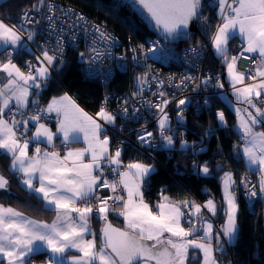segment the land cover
<instances>
[{
  "label": "snow or ice",
  "instance_id": "6c2138e0",
  "mask_svg": "<svg viewBox=\"0 0 264 264\" xmlns=\"http://www.w3.org/2000/svg\"><path fill=\"white\" fill-rule=\"evenodd\" d=\"M130 2L133 8L147 13L165 41L187 40L191 24L196 21L208 23V18L202 15V0ZM39 4L43 5L44 0H39ZM216 5L220 22L209 37L210 45L226 66L237 104L245 105H233L236 129L241 138V144L235 151L240 155L242 149L249 169L259 173L258 191L256 185L250 184L246 178L241 179L245 194L251 199L264 195V131H256L258 126L264 125V109L258 107L264 104V0H216ZM33 7L37 8L36 5ZM48 8L50 12L53 10L52 5ZM47 19L49 27L54 29L53 16L49 15ZM82 19L83 16L78 17V20ZM20 20L19 25H9L0 19V57H3L0 58V154L10 157V170L19 177L26 190L41 201L43 210L55 212V217L48 223L32 219L12 206L0 204V264H29L33 254L42 252L48 254L46 264H188L190 260H198L199 254L203 257L202 264H219L216 253L223 250L221 236L231 243L236 239L239 227V204L233 190L236 181L232 172L227 171L221 177L225 223L220 226V231H215L211 222V217L220 212L212 197L200 204L190 199L173 202L162 195L154 211L145 201L143 191L155 171L154 166L139 161L123 165L122 148L110 151V137L102 135L107 131L106 125H115L116 114L102 105L96 113L100 118L98 121L67 93L59 98L53 97L46 107H30L37 104L32 97L39 96L46 86L50 69L57 62L63 64V43L58 37L55 49L42 47L40 54L36 55L26 41H34L37 31L26 29L25 25L38 24L39 21H33L27 11ZM94 28L99 34L98 41H113L98 26ZM237 36L241 39V50L230 56L229 42ZM96 43L93 42L95 55L89 58L91 62L105 54L97 51ZM150 43L152 46L146 50L140 46L145 59L166 58L164 48L167 45H161L159 40ZM168 51L174 53L172 49ZM21 52L35 56V64L31 60L24 61L27 72L13 59ZM187 54L199 56L200 46L187 49ZM251 54H255V59ZM80 55L83 59L85 53ZM241 60L250 62L245 71L238 70ZM252 65H255L254 71ZM246 77L252 83L244 84ZM211 78L205 77L202 83L209 84ZM193 79L185 76L176 86L186 87L185 81ZM137 80L139 91L133 96L142 95L144 87H151L153 82L157 83L158 89L165 84L150 71H145ZM223 86L217 77L215 87ZM153 95L157 96V101H147L146 107L157 110L161 140L165 147L171 149L174 140L165 111L170 101L163 98V91L158 90ZM187 102V98L178 102L177 116L181 121L183 108L180 106ZM138 112L139 109L134 108L133 116ZM52 113L57 118L55 132L42 122L51 118ZM120 114L128 118V109L122 108ZM216 118L222 126L227 125L223 111H217ZM80 133L84 134L87 147L69 148V144L80 140ZM58 134L62 135L61 142L67 148L63 155L41 147V144H47L55 148ZM152 138L153 133L148 131L137 136L139 143L149 147L152 146ZM32 144L35 147L30 153ZM181 145L186 147L187 142L181 141ZM86 155L90 157L87 161ZM194 171L210 175L206 163L197 170L194 162ZM108 173H113L114 178L109 179ZM8 187L9 180L0 174V190ZM101 190L110 194L101 195ZM113 212L124 217L126 230L112 227L108 216ZM93 216L105 221L99 244L97 234L90 227ZM70 250H76L78 254L69 256Z\"/></svg>",
  "mask_w": 264,
  "mask_h": 264
},
{
  "label": "trees",
  "instance_id": "16d2710c",
  "mask_svg": "<svg viewBox=\"0 0 264 264\" xmlns=\"http://www.w3.org/2000/svg\"><path fill=\"white\" fill-rule=\"evenodd\" d=\"M37 1L6 0L0 4V19L13 25H19L22 10L26 6L34 5ZM63 1L75 5L91 17L105 23L125 42L143 41L146 37L156 35L137 10L120 0ZM202 15L208 18V23L203 24L198 21L197 28L190 34V38L178 41L179 45L188 46L195 42L209 43V37L219 23L216 0L203 1ZM240 46L241 42L236 38L231 40L229 55H233ZM78 51V48L67 49L63 64L57 62L55 67L50 69L51 75L46 86L41 90V100L37 102H45L52 95L65 90L86 109L97 113L108 91L120 92L130 85V76L127 72L117 71L107 81L90 76L84 65L77 59ZM33 56L31 53L21 52L18 57L14 58L27 69L24 61H28V57L32 60ZM204 65L220 72L224 84L228 86L224 76V65L211 46ZM229 95L230 91L226 95L216 94L208 97L209 104L203 110L199 113L189 110L183 116L182 121L174 113L169 112L174 140V146L171 149L165 146L148 148L147 153L145 149H141L134 143L123 144L121 159L124 163L141 161L155 166V171L144 188V196L152 205L160 200L162 195L176 202L193 198L200 203L212 197L220 208L216 217L218 220L222 219L221 177L223 173L231 171L234 180L238 181L241 172L248 169L244 164L242 153L237 155L235 151L236 147L241 144V138L236 129L237 117L233 108V104L237 102ZM238 106L243 107L244 105ZM217 110L225 113L226 126H222L217 121ZM259 127L264 131V125ZM181 141H186L187 146L182 147ZM10 161V157L0 154V174L9 180L8 189L0 190V202L11 199L21 203L24 209L44 215L43 208L36 203L32 194L24 188L19 178L9 169ZM194 162L197 170L200 165L206 163L210 169V175L205 176L194 171ZM237 203L239 204V227L236 239L230 243L232 257L223 254L221 261L223 264L229 259L232 264H264L262 202L260 200L249 202L244 198H238ZM108 221L126 230L124 220L118 213H110ZM93 223L99 239L105 221L94 216Z\"/></svg>",
  "mask_w": 264,
  "mask_h": 264
},
{
  "label": "built area",
  "instance_id": "2783aa9c",
  "mask_svg": "<svg viewBox=\"0 0 264 264\" xmlns=\"http://www.w3.org/2000/svg\"><path fill=\"white\" fill-rule=\"evenodd\" d=\"M34 5L37 6L38 10L33 7ZM34 5L26 6L22 10L21 16L25 11H27L33 21H39L38 24L33 23L25 25L26 29L31 28L37 31V36L34 41H26L36 55L40 54L42 47L55 49L57 47V38L61 37L63 43V58L65 57L67 49L78 48L79 51L77 53V59L84 65L90 76L99 77L107 81L111 79L117 71L127 72L129 74L130 85L120 92H116V90L108 91L105 95V101L102 104L108 111L117 115L115 125H106L105 127L107 131L103 133L104 135L110 137V143L113 149H116L117 147L122 148L123 144L134 143L141 149H145L148 153V148H161L164 146L157 126V110L148 109L146 107L147 101H157V96H154L153 93L158 90L163 91L165 93L163 98L170 101L169 105L165 109L168 113L169 119L171 118L169 112L174 113V115L177 116L179 111L178 102L180 99L187 98L188 101L185 105L180 106L183 108L184 116L189 110H195L197 113L203 110L209 104L208 97L216 94L226 95L230 91V86L224 84L220 72L204 65L205 58L207 57L211 46L210 41L209 43L202 44L200 42H195L191 45L183 46L175 42H166L157 35H154L146 37L143 41L125 42L105 23L91 17L86 12L71 3L64 2L63 0H44V4L40 5L38 0ZM49 5L53 6V10L51 12L48 8ZM49 15L53 16L54 29L49 27L50 22L47 19ZM79 16H83L84 19L78 20ZM20 23L21 20L19 21V24ZM94 26H98L102 31L109 34L113 38V41L108 43L98 41L99 34L95 32ZM156 40H159L161 45H167V47L164 48L166 58H162L160 60H154L151 58L145 59L140 46L143 45L144 50H146L152 46L150 42ZM93 42H97L95 44L97 51L105 53L95 62H91L89 59L95 55L92 51ZM197 45L200 46L199 56L194 57L191 54L186 55L187 49ZM133 49L136 51L133 52ZM168 49L174 50V53H170ZM240 50L241 46L233 55H237ZM81 53H85L83 59L81 58ZM251 55L253 59H255V54ZM134 56L137 57L136 60L133 59ZM28 60H30V57H28ZM249 65V61L241 60L238 62L237 67L239 71H245L249 68ZM251 67L254 71L255 65H252ZM145 71H150L151 75L157 76L159 80H164L165 84L158 89L157 83L153 82L151 87H144L142 95L133 96V93L139 91L137 77L141 76ZM185 76H191L194 79L192 81H185L186 87H177L176 85H178ZM207 76H211L212 78L210 83L205 85L202 81ZM217 77H219L220 81L223 83V88L215 87L217 84ZM169 80H171V83H168ZM246 81L248 83H252V81L247 79V77ZM168 95L170 96L168 97ZM205 100L208 101L207 104H205ZM111 103L114 104L111 105ZM37 106L46 107L47 105L45 102H37L36 105H30L33 109ZM125 107L128 109V118H125L120 114L121 109ZM134 108L139 109V112L135 115V117L133 116ZM50 116L51 118H46L42 120V122H57L55 113L50 114ZM17 118L19 119L20 117L17 116ZM144 131L153 133L151 147L143 145L137 140V136L142 134ZM33 147L34 145L32 144L30 146V151ZM51 149L52 151H56L53 147ZM108 178L113 179L114 174L108 173ZM242 178H246L250 184L256 185L258 191L259 173L246 168L241 172L239 180H235L236 186L233 190L237 199L244 198L249 202L260 200L262 202L264 212V195L253 197L251 199L246 196L245 186L241 183ZM100 194L107 196L110 192L101 190ZM93 220L94 216L91 220L90 226L92 231L95 232ZM184 225L188 226L187 223ZM213 225L215 231L221 230V221L214 218ZM221 240L223 243V250L216 253L219 264H223L221 261V256L223 254H227L229 257H232L231 244L227 241V238L223 236H221ZM31 260H34V258L29 259V261ZM225 264H232L231 259L226 260Z\"/></svg>",
  "mask_w": 264,
  "mask_h": 264
},
{
  "label": "crops",
  "instance_id": "0c3cea01",
  "mask_svg": "<svg viewBox=\"0 0 264 264\" xmlns=\"http://www.w3.org/2000/svg\"><path fill=\"white\" fill-rule=\"evenodd\" d=\"M5 22V21H4ZM5 23H7V22H5ZM7 24H9V23H7ZM9 25H11V24H9ZM236 40L237 41H239V42H241V39H240V37L239 36H237L236 37ZM213 50V49H212ZM213 52H214V50H213ZM230 56H232V55H230ZM14 59V62L15 63H17L20 67H21V69L22 70H24L25 72H27V69L26 68H24L21 64H20V62L16 59V58H13ZM32 63H36V60H35V56H33L32 57ZM224 76H225V80L227 81V83H228V86H230V83H229V80H228V76H227V69H226V66L224 65ZM244 84H250V83H248L247 81H246V79L244 80ZM65 93H67V95L69 96V97H71L72 98V100L73 101H75V103L80 107V108H82L85 112H87L89 115H91V116H93L95 119H97L98 121H99V117H97L96 116V113H93V112H91V111H89L88 109H86L84 106H82L75 98H74V96L72 95V94H70L69 92H67V91H62V92H60V93H58V94H55V95H52L51 97H49L46 101H45V103H46V105H48V103L52 100V98L53 97H57V98H59V97H61V96H63ZM229 96H231V99H234V100H236L235 99V97L233 96V94H232V90H231V86H230V95ZM32 99H35L36 101H40L41 100V92H40V94H39V96H33L32 97ZM230 100V99H229ZM231 101V100H230ZM231 102H233V101H231ZM233 105H235V106H238L237 104H233ZM243 107H245V105L243 106ZM258 107H260V108H262V109H264V104H259L258 105ZM100 122H102V121H100ZM43 123H46L47 125H48V127L49 128H51L52 129V131H56V127H57V122H52V123H48V122H46V121H44ZM35 129L33 128L32 129V131H34ZM256 131H263L259 126L256 128ZM29 136L31 135V132H29V134H28ZM102 135H104V134H102ZM62 135H60V134H58V136H57V138L55 139V141H54V144H55V150L57 151V152H59V153H61V154H64L66 151H67V148H65V146H64V144H62ZM34 145V147H35V144H33ZM33 147V148H34ZM41 147L42 148H48V150L49 151H52V146L51 145H47V144H41ZM68 147L69 148H71V149H82V148H86L87 147V144L85 143V141H84V134L83 133H80V140L78 141V142H74V143H71V144H69L68 145ZM109 148H110V151H115V149H113L112 148V146H111V143L109 144ZM30 153H31V151H30ZM241 153H242V149H241ZM243 157V156H242ZM90 157H88L87 155H86V157H85V160L87 161L88 159H89ZM243 160H244V164H245V166L246 167H248L247 166V163H246V160L243 158ZM134 162H137V161H134ZM139 162H141V161H139ZM10 163H11V161H10ZM10 163H9V165H10ZM130 163V162H129ZM142 163H144V162H142ZM128 163H124L123 162V165H127ZM145 164H148V163H145ZM149 165H153V164H149ZM154 166V165H153ZM154 168H155V166H154ZM249 168V167H248ZM10 169V168H9ZM12 172V171H11ZM227 172V171H226ZM13 173V172H12ZM225 173V172H224ZM224 173H223V175H224ZM14 174V173H13ZM16 175V174H15ZM223 175H222V177H223ZM17 176V175H16ZM18 177V176H17ZM19 178V177H18ZM233 179H234V177H233ZM24 186V185H23ZM24 188H25V186H24ZM221 188H222V197H223V185H222V181H221ZM144 191V190H143ZM124 195L126 196V193H124ZM32 196H33V198L35 199V201H36V203L38 204V205H40V207H42L43 208V206H42V203H41V201L40 200H38L37 198H36V196L35 195H33L32 194ZM144 199H145V201L150 205V206H152L153 207V210L155 211L156 209H155V205L158 203V202H160V200H158V201H156L153 205L145 198V196H144ZM190 200H194L193 198L192 199H190ZM173 201V200H172ZM173 202H176V201H173ZM178 202V201H177ZM204 203V202H203ZM203 203H200V204H203ZM0 204H4L5 206H12V207H14V208H17L19 211H21V212H23L25 215H27V216H29L30 218H32V219H36V220H42V221H45V222H48V223H51V221L54 219V217H55V212H49V211H45V213H44V215H40V214H36V213H34V212H32V211H30V210H27V209H24L23 208V206H22V204L21 203H19V202H17V201H14V200H11V199H8L7 201H5V202H0ZM206 215H207V213H206ZM122 217V219L124 220V217L123 216H121ZM214 218H216V216L215 217H211V222L213 223V220H214ZM222 219L221 220H219V221H221L222 222V224H224L225 223V218H224V213H223V210H222V217H221ZM125 223V222H124ZM91 225V224H90ZM185 227H187L186 225H184ZM91 227V226H90ZM97 243L99 244L100 243V240L98 239V237H97ZM213 243H215L214 241H213ZM78 253L76 252V250H70L69 252H68V255L69 256H72V255H77ZM190 255H191V252H190ZM37 259H36V258ZM31 258H35L34 259V262H32V263H30V264H46V261H47V259H48V254L46 253V252H42V253H35V254H33L29 259H31ZM202 259H203V257H202V254H199V259L198 260H196V261H192V260H190L189 262H188V264H202Z\"/></svg>",
  "mask_w": 264,
  "mask_h": 264
},
{
  "label": "water",
  "instance_id": "95a60500",
  "mask_svg": "<svg viewBox=\"0 0 264 264\" xmlns=\"http://www.w3.org/2000/svg\"><path fill=\"white\" fill-rule=\"evenodd\" d=\"M4 1H6V0H0V4L3 3ZM120 1H122L123 3L128 4L131 8H133L132 5H131L130 0H120ZM203 1H204V0H202V4H203ZM133 9H134V10H137L138 13H139V15L141 16V18H142L144 21H146V22L148 23L149 27H151V28L155 31L156 35H157L158 37H160L162 40H164L163 37H162V35H161V32L155 27V25H154V21L151 20V18L147 15V13H146V12H141V11H139L138 8H133ZM197 25H198V21L194 22L193 24H191V25L189 26L188 31H189L190 34L196 30ZM181 40H184V39H179V40H176L175 42H178V41H181ZM164 41H165V40H164ZM166 42L173 43V42H170V41H166ZM215 219H216V218H215ZM111 225H112V224H111ZM112 227L117 228V229H120V230H125V229H123V228H119V227H117V226H115V225H112ZM100 239H101V238L99 237V240H100Z\"/></svg>",
  "mask_w": 264,
  "mask_h": 264
},
{
  "label": "rangeland",
  "instance_id": "374dc122",
  "mask_svg": "<svg viewBox=\"0 0 264 264\" xmlns=\"http://www.w3.org/2000/svg\"><path fill=\"white\" fill-rule=\"evenodd\" d=\"M5 22H7V21H5ZM7 23L11 24L10 22H7ZM11 25H13V24H11ZM216 220H218L217 217H216ZM221 225H223L222 222H221ZM32 262H34V260L29 261V264Z\"/></svg>",
  "mask_w": 264,
  "mask_h": 264
},
{
  "label": "bare ground",
  "instance_id": "6f19581e",
  "mask_svg": "<svg viewBox=\"0 0 264 264\" xmlns=\"http://www.w3.org/2000/svg\"><path fill=\"white\" fill-rule=\"evenodd\" d=\"M175 43H177V42H175Z\"/></svg>",
  "mask_w": 264,
  "mask_h": 264
}]
</instances>
